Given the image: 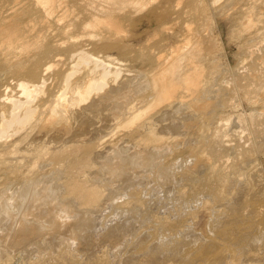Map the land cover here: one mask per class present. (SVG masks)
Listing matches in <instances>:
<instances>
[{"label":"bare ground","instance_id":"bare-ground-1","mask_svg":"<svg viewBox=\"0 0 264 264\" xmlns=\"http://www.w3.org/2000/svg\"><path fill=\"white\" fill-rule=\"evenodd\" d=\"M18 254L264 264V0H0V264Z\"/></svg>","mask_w":264,"mask_h":264},{"label":"rangeland","instance_id":"rangeland-1","mask_svg":"<svg viewBox=\"0 0 264 264\" xmlns=\"http://www.w3.org/2000/svg\"><path fill=\"white\" fill-rule=\"evenodd\" d=\"M225 36L227 37V35L225 34ZM205 224H206V222H205V217H204V215H202V219H201V225L202 226H205ZM72 247V246H71ZM52 251H54L53 249H52ZM20 251H18V253H19ZM21 253V252H20ZM21 254H18V257H16V258H14V260H13V264H21L22 263V261L21 260H23V257H22V255L20 256ZM20 260V261H19Z\"/></svg>","mask_w":264,"mask_h":264}]
</instances>
